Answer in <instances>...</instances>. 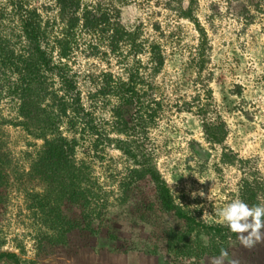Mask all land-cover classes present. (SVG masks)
I'll list each match as a JSON object with an SVG mask.
<instances>
[{
	"label": "rangeland",
	"instance_id": "1",
	"mask_svg": "<svg viewBox=\"0 0 264 264\" xmlns=\"http://www.w3.org/2000/svg\"><path fill=\"white\" fill-rule=\"evenodd\" d=\"M100 1L119 9L125 27H139L146 49L138 55L145 66H151V43L160 44L165 58L160 73L150 78L162 108L157 123L148 129L144 149L179 205L197 220L227 226L219 212L239 199L244 171L257 169L264 177V0H196L195 15L208 35L209 47L202 57L195 24L177 11L191 0ZM88 53H80L74 64L81 72L87 106L103 73L123 74L117 56L109 54L105 60ZM129 55L133 63L136 56ZM209 90L210 117L222 119L228 129L223 145L207 141L196 108L198 100L208 103ZM114 103L111 97L95 100L97 118L111 121ZM16 107L0 81V117L15 121ZM0 143L8 162L6 181L0 185V251L16 252L20 264H211L210 256L195 261L166 252V231L181 228L183 222L153 205L154 189L147 180L132 185L129 200L121 201L119 181L129 161L120 151L109 148L99 158L78 149L77 158L90 163L102 198L92 228L74 229L64 238L47 228L43 215L32 208L30 195L49 191L30 174L42 141L22 126L6 124L0 127ZM224 152L250 163H225ZM77 207L63 202L66 222L78 218ZM226 250L238 264H264V241L246 248L238 236L230 237ZM0 264L14 263L3 259Z\"/></svg>",
	"mask_w": 264,
	"mask_h": 264
},
{
	"label": "trees",
	"instance_id": "2",
	"mask_svg": "<svg viewBox=\"0 0 264 264\" xmlns=\"http://www.w3.org/2000/svg\"><path fill=\"white\" fill-rule=\"evenodd\" d=\"M195 4L196 0H191L177 11L195 24L200 35L198 55L202 57L209 47L208 35L195 15ZM140 37L139 27H125L119 9L100 0H0V81L17 106L16 120L0 117V127L22 126L42 141L32 158L30 174L44 182L49 191L30 196L33 210L43 215L44 225L53 232L66 238L74 229L92 228L91 220L96 217L102 195L90 163L78 159L77 152L82 148L100 158L101 153L114 148L129 161L119 181L121 201L129 200L132 185L147 180L154 189L153 205L183 222L181 228L166 231V252L195 261L218 257L221 249H227L229 238L238 234L228 226L197 220L179 205L152 155L144 149L148 129L157 123L162 108L160 99L153 95L155 84L150 78L160 73L165 58L160 44L151 43L147 47L151 66H145L138 55L146 49ZM83 52L100 54L105 60L113 54L123 65L121 75L102 74L96 91L89 95V106L83 102L81 72L74 65ZM129 54L136 56L133 63L128 61ZM99 97L115 99L111 121L97 118L93 103ZM208 99V103L195 102L202 129L209 143L223 145L228 129L222 119L210 117V90ZM1 146L3 185L8 162ZM223 162L246 164L250 160L224 152ZM239 199L249 207L264 205V177L257 169L244 171ZM63 202L78 206V218L65 221ZM3 259L20 264V256L13 251H0Z\"/></svg>",
	"mask_w": 264,
	"mask_h": 264
},
{
	"label": "clouds",
	"instance_id": "3",
	"mask_svg": "<svg viewBox=\"0 0 264 264\" xmlns=\"http://www.w3.org/2000/svg\"><path fill=\"white\" fill-rule=\"evenodd\" d=\"M223 217L230 231L238 234L241 244L250 248L257 242L264 241V205H254L249 207L242 200H235L226 208L219 212ZM251 218V222H249ZM246 234V235H245ZM227 260L228 264H238V261L231 259L227 250L221 249L218 257H213L211 264H224Z\"/></svg>",
	"mask_w": 264,
	"mask_h": 264
}]
</instances>
